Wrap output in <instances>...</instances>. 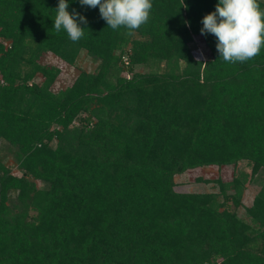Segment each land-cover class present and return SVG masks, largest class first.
<instances>
[{"label": "trees", "instance_id": "trees-1", "mask_svg": "<svg viewBox=\"0 0 264 264\" xmlns=\"http://www.w3.org/2000/svg\"><path fill=\"white\" fill-rule=\"evenodd\" d=\"M58 3L0 0V148L20 170L0 154V264H264V49L219 58L201 33L218 0H152L131 35L69 0L87 19L75 43L52 28ZM82 52L95 70L51 93L61 70L45 54ZM242 160L250 173L198 178L218 191L176 189L177 174Z\"/></svg>", "mask_w": 264, "mask_h": 264}, {"label": "clouds", "instance_id": "clouds-1", "mask_svg": "<svg viewBox=\"0 0 264 264\" xmlns=\"http://www.w3.org/2000/svg\"><path fill=\"white\" fill-rule=\"evenodd\" d=\"M69 0H59L53 19L56 34L64 31L72 42L84 37L86 17L68 10ZM83 6L99 7L101 18L112 30L125 29L129 35L150 18L152 0H79ZM79 17V21L77 19ZM201 33L216 37L219 58L227 63H244L264 49V9L259 0H218L214 11L202 20Z\"/></svg>", "mask_w": 264, "mask_h": 264}, {"label": "rangeland", "instance_id": "rangeland-1", "mask_svg": "<svg viewBox=\"0 0 264 264\" xmlns=\"http://www.w3.org/2000/svg\"><path fill=\"white\" fill-rule=\"evenodd\" d=\"M192 50L196 57L208 60L212 57L211 51L209 47L204 42L203 38L200 36H195L193 42L191 43ZM44 61L56 67H59L61 72L55 83L49 87L51 93H55L60 89L66 88L73 84L74 80L80 73L81 69L87 70L89 72H93L98 65V62L92 57L88 56L85 52H82L80 58L76 65H71L58 57L53 53H47L44 56ZM141 71L146 70L145 68H141ZM35 81L43 84L44 77L41 74H38L35 78ZM45 85V83H44ZM0 154L2 156H6V162L9 163L13 167V172L16 174H20V170L17 167V163L14 159L12 151L5 147L0 148ZM252 165L246 161L242 160L237 165H210L205 167H199L196 169L188 170L184 173L177 174L175 176L176 181V189L181 192H210V191H218V185L214 182H205L199 181L198 178H203L204 180H212L217 178H222L224 181H230L232 178L239 172H251ZM259 190V185L255 182H251L247 185L243 196V206L237 208L238 214L247 218L246 214V206L252 204L253 199Z\"/></svg>", "mask_w": 264, "mask_h": 264}]
</instances>
